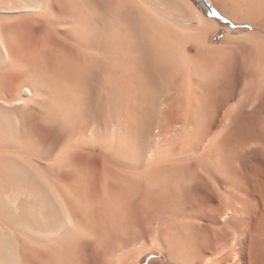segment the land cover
Masks as SVG:
<instances>
[{
    "label": "bare ground",
    "instance_id": "obj_1",
    "mask_svg": "<svg viewBox=\"0 0 264 264\" xmlns=\"http://www.w3.org/2000/svg\"><path fill=\"white\" fill-rule=\"evenodd\" d=\"M218 27L192 0H0V264H264V87Z\"/></svg>",
    "mask_w": 264,
    "mask_h": 264
},
{
    "label": "rangeland",
    "instance_id": "obj_2",
    "mask_svg": "<svg viewBox=\"0 0 264 264\" xmlns=\"http://www.w3.org/2000/svg\"><path fill=\"white\" fill-rule=\"evenodd\" d=\"M192 1L194 2V0H192ZM195 1L197 2V4L195 2H194V4L200 8V10L202 11V13L205 16H207V14L209 15L211 12V8L208 6V4H210L212 6V8H214L216 10V12H218L221 15L220 19L215 18V17H210V16H207V17L214 19L219 25L217 36L215 38V43L221 44V45L223 44L226 48L232 49L233 52L235 51L234 52L235 54H237V52H238L239 58L241 57L240 61L242 63L240 62L241 63L240 64L241 65L240 66V72L242 73L241 76L243 75V77H242L243 86H245L248 82H250L249 80H254L250 76H249L250 77L249 78L248 75H246V73L248 74L249 72L255 71L256 75L258 76L257 81H259L258 82L259 85L264 87V65H263L264 64V62H263L264 61V47L263 48L261 47V46H264V45H261L262 42H264V39H263V37H264V26H262V25L260 26V23H263V22H261V20H258L257 22H249V21H244V20L243 21L242 20H240V21L234 20L228 14H226L223 10H220L221 8L217 5V3L214 0L213 1L212 0H206V1L205 0H195ZM225 36H227V38H226V41L224 42ZM253 39H255V40H253ZM259 40L260 41L262 40L261 43ZM254 41H256V42L258 41L257 43H260V44H256V42H254ZM235 44L237 45V47H235L236 46ZM256 46H258V47H256ZM260 48H261V50H260ZM246 53H247V55H246ZM258 55L261 57H259ZM251 57H253V58H251ZM251 60H253V62L255 61V64L252 63ZM250 61H251V65H250L251 67L249 66ZM247 66H249V67H247ZM242 68H244V69H242ZM241 69H242V71H241ZM253 69H255V70H253ZM244 70H246V71L244 72ZM157 256H159V255H157L156 252L146 254L138 264H148V262L152 258L157 257Z\"/></svg>",
    "mask_w": 264,
    "mask_h": 264
},
{
    "label": "trees",
    "instance_id": "obj_3",
    "mask_svg": "<svg viewBox=\"0 0 264 264\" xmlns=\"http://www.w3.org/2000/svg\"><path fill=\"white\" fill-rule=\"evenodd\" d=\"M205 1H206V0H205ZM194 2L197 4V2H196L195 0H194ZM208 6L211 8V12H210L209 15L207 14V16L215 17V18L220 19V18H221V15H220L218 12H216V10H215L214 8H212V6H211L210 4H208ZM213 12L218 13V15H212L211 13H213Z\"/></svg>",
    "mask_w": 264,
    "mask_h": 264
},
{
    "label": "snow or ice",
    "instance_id": "obj_4",
    "mask_svg": "<svg viewBox=\"0 0 264 264\" xmlns=\"http://www.w3.org/2000/svg\"><path fill=\"white\" fill-rule=\"evenodd\" d=\"M212 15H218V13H216V12H213V13H211Z\"/></svg>",
    "mask_w": 264,
    "mask_h": 264
}]
</instances>
